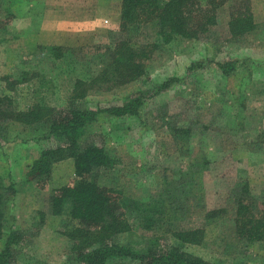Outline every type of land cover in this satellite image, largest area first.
<instances>
[{
    "label": "rangeland",
    "instance_id": "374dc122",
    "mask_svg": "<svg viewBox=\"0 0 264 264\" xmlns=\"http://www.w3.org/2000/svg\"><path fill=\"white\" fill-rule=\"evenodd\" d=\"M249 1L257 26L250 34L234 37L229 31L235 0L219 10L217 29L199 40L178 39L152 51L157 28H142L134 40L151 53L145 75L113 85L99 78L119 33L121 0H0V95L11 96L19 111L37 104L96 110L121 105L139 93L154 95L168 78L185 80L146 99L137 117L99 116L91 132L104 137L115 164L93 179L137 201L170 192L184 207L175 225L204 232L196 245L158 234L159 247L175 245L209 264H260L264 241L247 244L235 231L234 202L246 183L264 215V0ZM52 47L63 49L61 57ZM229 59L247 61L228 78L215 62ZM211 60L215 62L187 76L193 62ZM7 77L16 83L13 91L7 88ZM79 80L87 84L78 89L85 88L86 97L80 100L74 96ZM174 116L193 128L188 139L171 134L168 122ZM7 127L0 145V176L6 187L15 186L16 195L7 197L4 233L15 231L25 238L15 249L16 264H80L68 236L78 222L67 213L53 215L50 203L56 189L74 182L73 160L53 165L41 189L27 182V172L42 150L59 143L48 139L40 125L11 122ZM178 207L175 203L171 209ZM220 209L222 217L205 219L209 211ZM145 234L133 227L114 242L139 250L155 239Z\"/></svg>",
    "mask_w": 264,
    "mask_h": 264
},
{
    "label": "trees",
    "instance_id": "16d2710c",
    "mask_svg": "<svg viewBox=\"0 0 264 264\" xmlns=\"http://www.w3.org/2000/svg\"><path fill=\"white\" fill-rule=\"evenodd\" d=\"M228 1L207 0L203 3L201 0H121L119 33L113 36L111 60L105 65L99 82L101 80L100 83L126 85L145 75V61L151 53L147 48L136 46L134 40L142 28L149 25L157 28L156 39L149 45L152 51L178 39L199 40L217 29L219 10ZM256 27L250 1L235 0L229 21L231 35L238 37L250 34ZM62 50L60 47H52L57 58L61 57ZM246 61H195L188 68L187 76H192L215 62L222 75L229 78L236 75ZM9 79L7 77L4 80L7 88L13 91L16 83H11ZM184 81L171 77L156 87L154 95L139 93L121 105L96 110L75 105L55 108L37 104L19 111L15 109L11 96L0 95V145L5 141V131L11 122L33 127L40 125L46 131L48 139L59 143L55 149L42 150L27 172V182H34L44 189L52 166L65 159L73 160L74 182L56 189L50 203L53 215L67 213L72 220L78 222V226L68 233L69 238L74 241L72 250L78 263L114 264L115 261H131L134 264H209L175 245L167 243L159 247L158 234L166 236V240L170 237L186 244L196 245L203 241V230L181 229L175 225L176 215L184 207L176 202L172 193L152 201H137L117 195L112 189L99 185L93 179L115 164V159L106 148L104 137L91 132L99 116L137 117L146 99L164 94ZM85 86L87 84L84 81H77L74 89L76 99L86 97L85 88L78 93V89ZM187 111L189 115L185 117L188 118L191 113L190 109ZM170 119L168 125L171 134L177 139H188L193 128L185 122L180 124L178 116ZM249 192V185L246 183L235 199V231L237 237L247 244L261 243L264 241V215L257 210ZM15 195V186L6 187L0 176V243L4 241L0 250V264H16L15 249L25 240L18 232L10 231L6 237L4 233L7 197ZM175 203L181 207L172 210ZM222 212L224 211L221 209L211 210L205 215V219L214 221L217 214L223 216ZM133 227L155 239L139 250L114 242L117 235L131 233Z\"/></svg>",
    "mask_w": 264,
    "mask_h": 264
}]
</instances>
